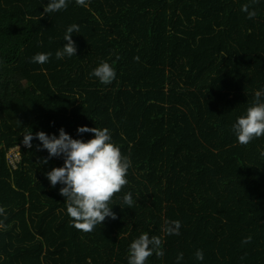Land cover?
Wrapping results in <instances>:
<instances>
[{
	"label": "trees",
	"instance_id": "trees-1",
	"mask_svg": "<svg viewBox=\"0 0 264 264\" xmlns=\"http://www.w3.org/2000/svg\"><path fill=\"white\" fill-rule=\"evenodd\" d=\"M48 2L0 0V264H128L144 233L164 251L146 264H264V137L241 145L233 131L264 92V0H67L41 18ZM73 24L77 53L57 59ZM38 53L52 55L33 63ZM105 61L107 85L89 75ZM83 126L108 128L131 160L117 218L90 233L46 177L63 157L42 163L34 138L17 169L7 162L26 133L87 142Z\"/></svg>",
	"mask_w": 264,
	"mask_h": 264
},
{
	"label": "clouds",
	"instance_id": "clouds-1",
	"mask_svg": "<svg viewBox=\"0 0 264 264\" xmlns=\"http://www.w3.org/2000/svg\"><path fill=\"white\" fill-rule=\"evenodd\" d=\"M256 2V0H253ZM77 5L87 6V0H76ZM67 0H49L41 13V18L45 14L66 10ZM242 11L248 13V18H254L257 13L255 10L249 11L248 5L243 6ZM79 25L73 24L67 28L64 35V41L61 50L55 55L57 59L65 56L76 55L77 46L73 40V33H79ZM51 53H38L32 58L33 63L45 64L49 61ZM119 59V57H117ZM134 59L139 60V57ZM98 78L101 84H111L116 79V71L108 62H102L90 74ZM264 92L257 91L252 106L247 109L244 116L238 118L233 125V131L241 145H248L255 138L264 137V102L261 97ZM78 133H93L94 138L87 142L81 139H73L65 132L63 128L59 130V138L54 134L49 136L40 131L33 134L23 135V145L31 148L33 139H38L41 145L38 149H46L49 156L43 159L42 163H48L53 157H63L64 164L61 167H55L46 173L51 186L55 188L58 184L64 185L60 189V195L65 197L67 204V214L71 218L72 226L77 230L90 233L98 224H103L106 218H117L112 208L109 207L113 197L121 192L128 184L127 175L131 167L129 157L122 155L121 150L111 142V133L108 128H89L87 126L79 127ZM264 156V152H261ZM123 203L133 204L131 193L124 195ZM132 208V207H131ZM5 213V209L0 207V215ZM165 231L168 235H179L181 222L179 220L166 222ZM0 227H3L0 224ZM252 237H246L242 243H250ZM162 239L159 236L149 237L148 233L142 234L130 244L128 264H146L149 257L156 254L157 257H163ZM197 260L204 259L203 250H197L195 253ZM183 259V253L177 257V262Z\"/></svg>",
	"mask_w": 264,
	"mask_h": 264
},
{
	"label": "built area",
	"instance_id": "built-area-1",
	"mask_svg": "<svg viewBox=\"0 0 264 264\" xmlns=\"http://www.w3.org/2000/svg\"><path fill=\"white\" fill-rule=\"evenodd\" d=\"M24 145L11 148L7 152V162L11 168L17 169L23 160ZM28 148V147H27Z\"/></svg>",
	"mask_w": 264,
	"mask_h": 264
},
{
	"label": "bare ground",
	"instance_id": "bare-ground-1",
	"mask_svg": "<svg viewBox=\"0 0 264 264\" xmlns=\"http://www.w3.org/2000/svg\"><path fill=\"white\" fill-rule=\"evenodd\" d=\"M23 145V143H21V144H19V145H16V146H14V147H17V146H22ZM14 147H12V148H14ZM32 147H33V142H32ZM26 149H28L27 147H24V150H26Z\"/></svg>",
	"mask_w": 264,
	"mask_h": 264
}]
</instances>
